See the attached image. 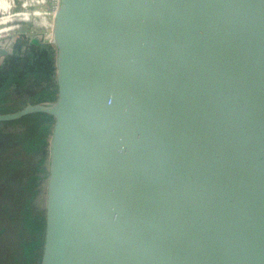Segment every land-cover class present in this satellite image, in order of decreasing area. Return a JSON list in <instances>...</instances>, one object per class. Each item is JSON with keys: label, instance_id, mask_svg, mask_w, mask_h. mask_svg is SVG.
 <instances>
[{"label": "water", "instance_id": "water-1", "mask_svg": "<svg viewBox=\"0 0 264 264\" xmlns=\"http://www.w3.org/2000/svg\"><path fill=\"white\" fill-rule=\"evenodd\" d=\"M54 16L57 99L0 112L55 120L41 264H264V0Z\"/></svg>", "mask_w": 264, "mask_h": 264}, {"label": "trees", "instance_id": "trees-1", "mask_svg": "<svg viewBox=\"0 0 264 264\" xmlns=\"http://www.w3.org/2000/svg\"><path fill=\"white\" fill-rule=\"evenodd\" d=\"M30 1L23 6L34 4L33 0ZM11 10L9 8L0 14V22L4 23L20 17L18 14L21 12L13 13ZM3 23H0V30H4ZM5 69L6 66L0 64V73L3 71L5 73ZM5 76L6 74H3V78ZM3 101L4 99L0 97V105H4ZM26 105L10 108L9 112ZM43 118L36 126L21 131H29L27 134L0 131V262L2 264L42 263L47 209L39 210L37 199L42 191L43 182L50 176L47 166L48 147L55 124L52 115L45 113ZM38 152L39 159L34 161Z\"/></svg>", "mask_w": 264, "mask_h": 264}, {"label": "rangeland", "instance_id": "rangeland-1", "mask_svg": "<svg viewBox=\"0 0 264 264\" xmlns=\"http://www.w3.org/2000/svg\"><path fill=\"white\" fill-rule=\"evenodd\" d=\"M34 4L23 6L30 0H0V14L12 9L13 13L39 12L26 17H16L0 22L5 24L0 30V47H6L11 55H0V64L6 66L5 73L1 72L0 97L4 105L0 112H9L10 108H20L28 103L46 102V99L56 100L59 89L57 47L53 30L55 11L59 0H33ZM35 21V23H34ZM45 23V24H44ZM43 24V25H42ZM37 37L40 43H35ZM7 72V73H6ZM3 74H6L3 78ZM53 95V96H52ZM52 97V98H51ZM31 101V102H30ZM43 112L31 113L16 120L1 121L0 131L13 133H29L24 131L36 126L44 119ZM47 166H50V147ZM40 153L35 156L38 160ZM49 177L42 184V191L37 199L39 210L47 209ZM2 264V262H0Z\"/></svg>", "mask_w": 264, "mask_h": 264}, {"label": "flooded vegetation", "instance_id": "flooded-vegetation-1", "mask_svg": "<svg viewBox=\"0 0 264 264\" xmlns=\"http://www.w3.org/2000/svg\"><path fill=\"white\" fill-rule=\"evenodd\" d=\"M28 14H29V13L21 12V13H19L18 15H19L20 17H26ZM9 55H11V53H10V51L8 50V53L5 54L4 56H9Z\"/></svg>", "mask_w": 264, "mask_h": 264}, {"label": "bare ground", "instance_id": "bare-ground-1", "mask_svg": "<svg viewBox=\"0 0 264 264\" xmlns=\"http://www.w3.org/2000/svg\"><path fill=\"white\" fill-rule=\"evenodd\" d=\"M45 1V0H44ZM39 14V12H32L31 13V15L29 14V16H30V18H29V20L31 19V17H32V15H38ZM34 23H35V21H34ZM45 24V23H44ZM43 25V24H42ZM52 42H54V41H52Z\"/></svg>", "mask_w": 264, "mask_h": 264}, {"label": "crops", "instance_id": "crops-1", "mask_svg": "<svg viewBox=\"0 0 264 264\" xmlns=\"http://www.w3.org/2000/svg\"><path fill=\"white\" fill-rule=\"evenodd\" d=\"M2 113V112H1ZM3 113H5V112H3Z\"/></svg>", "mask_w": 264, "mask_h": 264}]
</instances>
